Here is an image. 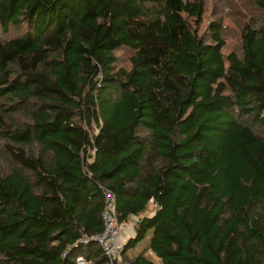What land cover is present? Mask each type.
<instances>
[{"label": "trees", "instance_id": "trees-1", "mask_svg": "<svg viewBox=\"0 0 264 264\" xmlns=\"http://www.w3.org/2000/svg\"><path fill=\"white\" fill-rule=\"evenodd\" d=\"M250 1L223 55L219 23L197 31L201 0H0V264H106L80 241L101 230V186L118 222L135 219L127 264H264V0Z\"/></svg>", "mask_w": 264, "mask_h": 264}, {"label": "rangeland", "instance_id": "rangeland-1", "mask_svg": "<svg viewBox=\"0 0 264 264\" xmlns=\"http://www.w3.org/2000/svg\"><path fill=\"white\" fill-rule=\"evenodd\" d=\"M203 2V13L198 24L197 31L204 37L208 35V25L212 22L219 23L220 37L223 40L222 53L225 55L229 51L238 54L240 50V25L254 17L256 10L250 0H201ZM8 33L13 35L11 29ZM6 36V35H4ZM131 51L126 48H119L114 51L115 67L123 69L129 68L128 56ZM96 128V127H95ZM2 142L0 140V171L4 172L9 167V161L1 155ZM132 222L131 217L126 222ZM140 248V247H138ZM157 264V260L154 259Z\"/></svg>", "mask_w": 264, "mask_h": 264}, {"label": "built area", "instance_id": "built-area-1", "mask_svg": "<svg viewBox=\"0 0 264 264\" xmlns=\"http://www.w3.org/2000/svg\"><path fill=\"white\" fill-rule=\"evenodd\" d=\"M101 192V230L90 236L82 235L80 241L92 240L101 249L106 258V264H127L121 257V249L126 239V232L132 231L134 218L130 225L126 222H118L115 210L113 193L106 187H100ZM72 264H95L85 259L82 255H76Z\"/></svg>", "mask_w": 264, "mask_h": 264}, {"label": "crops", "instance_id": "crops-1", "mask_svg": "<svg viewBox=\"0 0 264 264\" xmlns=\"http://www.w3.org/2000/svg\"><path fill=\"white\" fill-rule=\"evenodd\" d=\"M130 235H132V231H127V232H126V238H127L128 236H130Z\"/></svg>", "mask_w": 264, "mask_h": 264}, {"label": "bare ground", "instance_id": "bare-ground-1", "mask_svg": "<svg viewBox=\"0 0 264 264\" xmlns=\"http://www.w3.org/2000/svg\"><path fill=\"white\" fill-rule=\"evenodd\" d=\"M84 245V244H83Z\"/></svg>", "mask_w": 264, "mask_h": 264}]
</instances>
